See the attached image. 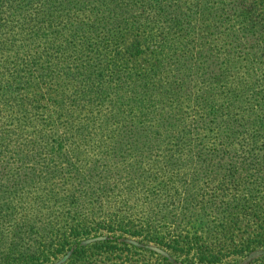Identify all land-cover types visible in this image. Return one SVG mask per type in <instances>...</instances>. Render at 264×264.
Segmentation results:
<instances>
[{"label":"trees","instance_id":"1","mask_svg":"<svg viewBox=\"0 0 264 264\" xmlns=\"http://www.w3.org/2000/svg\"><path fill=\"white\" fill-rule=\"evenodd\" d=\"M142 41L157 60L128 66ZM65 106L61 134L47 130ZM146 120L160 128L151 136L161 135V155L141 153L104 182L87 174L113 165L111 145L143 133ZM27 135L37 160L7 180L5 167L28 156L10 143ZM48 146L53 163L40 164ZM122 153L139 159L133 148ZM118 173L125 184H114ZM0 179V235L11 237L0 264L55 254L77 195L93 204L91 227L138 220L144 240L185 264H233L264 250V0H0Z\"/></svg>","mask_w":264,"mask_h":264},{"label":"rangeland","instance_id":"2","mask_svg":"<svg viewBox=\"0 0 264 264\" xmlns=\"http://www.w3.org/2000/svg\"><path fill=\"white\" fill-rule=\"evenodd\" d=\"M213 4H215V0H212ZM179 6L182 7V4L179 3ZM42 32V31H40ZM131 37H127L125 44H120L121 51L128 42H130ZM141 52H139L136 56L130 57L128 61V66L134 67L136 69H143L147 68L149 65L153 64L158 57L157 48L152 42L142 41L140 44ZM39 46H37L36 50L38 52ZM35 53V55L37 54ZM42 52V51H41ZM44 52H42L43 54ZM39 55V54H37ZM40 56V55H39ZM68 112L67 106H65L64 110L62 111V116L54 115L52 116V123L47 124L46 128L57 130V134H61V127L62 121ZM86 114V113H85ZM93 117V115H91ZM83 118V117H82ZM75 122V120H73ZM86 120L84 119V122ZM145 121L142 120L141 117H137L135 119L136 124L141 126V123ZM147 123H143L145 131L143 133H136L133 132V136L128 134H124L122 137H118L116 139V143L111 145L110 149V160L111 164L108 166H101L99 167L102 171L93 172L89 171L88 175H94L96 179L100 182H104L108 176L112 178V173L115 171L114 167L121 166L128 163L127 165H132L135 167L140 164L142 154H145L146 161L149 159H156L162 152L157 151L158 145L156 144L157 140L161 139V135L157 140H154V135L151 136L153 133H156L155 130L160 129L156 126L154 121H147ZM149 131V132H147ZM31 140L30 137L27 135V139L24 137L16 139V141H12L10 145L14 147L18 145V151H24L28 153V156H20L18 163L15 164L14 161L10 162L5 167L4 178L11 179L12 174H14V170L19 169L17 165H20L21 171H23V166L28 165L30 158H32V144H28L26 141ZM68 140V139H67ZM95 139L93 138V143ZM49 143V140L47 141ZM16 144V145H15ZM21 144V145H20ZM126 148H133L138 150V153L135 157H139V159L134 160L131 159L127 153L124 156L122 151ZM51 149L50 146L43 148L40 150V156L43 159H39L38 162L43 164V162L53 163L50 162V153L49 150ZM142 150V151H141ZM61 151V149H60ZM129 153V151H128ZM8 156V155H7ZM100 157L98 152H94L90 157L91 164L96 161ZM13 159V158H12ZM34 161L37 160V155L33 157ZM156 162V161H155ZM164 161L158 160L155 164L152 163L151 168L156 169L158 168L156 165L162 164ZM100 165V164H98ZM98 165H96L95 169ZM156 166V167H154ZM43 174V173H42ZM120 173L114 175L113 182L114 184L122 183L125 184L126 182H122L117 176ZM33 181L37 179V174H33L31 176ZM3 178V179H4ZM3 179H0V184L2 185ZM40 179H38L39 182ZM32 181V182H33ZM36 183V185L38 184ZM92 184V183H91ZM93 185V184H92ZM7 186V185H6ZM70 187L66 188L69 189ZM85 190H91L90 187H86ZM35 191V190H33ZM74 194L77 193V187L74 188ZM1 196V195H0ZM79 201L72 203L69 207L75 213V219L72 221L70 219H66L65 222H59V230L64 232L63 240L61 248L55 254H46L48 255L47 259L42 261H37V264H185V255L180 253L177 250H170L167 249L164 245H157L154 244L152 241H147L143 239L146 233V227L144 223H140L138 220L127 221L124 219H119V224L113 227H91L92 223L97 222L96 220H87L86 217L89 216L88 211L92 207L93 204L89 203L88 201L82 199V196L77 195ZM37 217L44 218L45 212L39 211L37 212ZM122 220H124L122 222ZM122 222V223H120ZM84 224L82 227L81 225ZM52 226V223L47 226ZM138 230V232H136ZM191 234V229L190 232ZM161 235L168 237L167 231L163 230L160 232ZM147 237L150 238V235L147 233ZM7 240H11V237H8V233H6ZM6 236L0 235V254L1 249L4 247V242L6 241ZM53 238H58L57 235H53ZM49 242L47 239L43 240ZM190 245V243L188 244ZM168 251H170L172 255H168ZM264 255V250L262 251H253L251 252L246 259L243 261L235 262L233 264H243L246 260L255 255ZM162 257L166 259L163 260ZM232 260V259H229ZM229 262L226 258L222 259L220 262L212 263V264H222L223 262ZM264 264V260L261 261ZM194 264H207V263H194Z\"/></svg>","mask_w":264,"mask_h":264}]
</instances>
